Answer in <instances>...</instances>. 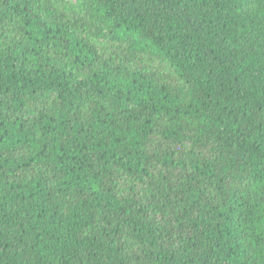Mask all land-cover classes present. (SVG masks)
I'll return each instance as SVG.
<instances>
[{
  "label": "trees",
  "instance_id": "16d2710c",
  "mask_svg": "<svg viewBox=\"0 0 264 264\" xmlns=\"http://www.w3.org/2000/svg\"><path fill=\"white\" fill-rule=\"evenodd\" d=\"M0 0V264H264V0Z\"/></svg>",
  "mask_w": 264,
  "mask_h": 264
},
{
  "label": "rangeland",
  "instance_id": "374dc122",
  "mask_svg": "<svg viewBox=\"0 0 264 264\" xmlns=\"http://www.w3.org/2000/svg\"><path fill=\"white\" fill-rule=\"evenodd\" d=\"M72 6L75 7L76 4H75V0H72Z\"/></svg>",
  "mask_w": 264,
  "mask_h": 264
}]
</instances>
